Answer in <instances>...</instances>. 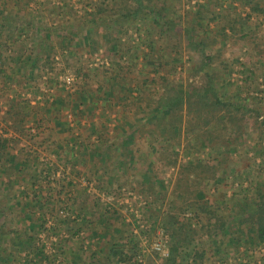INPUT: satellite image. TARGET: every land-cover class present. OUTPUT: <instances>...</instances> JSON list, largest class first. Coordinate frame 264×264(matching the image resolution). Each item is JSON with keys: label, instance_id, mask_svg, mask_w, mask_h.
<instances>
[{"label": "rangeland", "instance_id": "374dc122", "mask_svg": "<svg viewBox=\"0 0 264 264\" xmlns=\"http://www.w3.org/2000/svg\"><path fill=\"white\" fill-rule=\"evenodd\" d=\"M0 53V264H264V0H0ZM207 81L233 122L161 113Z\"/></svg>", "mask_w": 264, "mask_h": 264}, {"label": "trees", "instance_id": "16d2710c", "mask_svg": "<svg viewBox=\"0 0 264 264\" xmlns=\"http://www.w3.org/2000/svg\"><path fill=\"white\" fill-rule=\"evenodd\" d=\"M253 10H256L254 5ZM5 35L9 43H13L11 33ZM188 45H192L190 37H188ZM32 62L29 58L26 62ZM4 63L2 62V54L0 53V74L4 73ZM173 112L184 111L185 115L191 117L196 121V125H208L211 122L218 124L224 121L221 119V114L227 116L228 122H233L231 113L237 112L236 108L224 101L214 90L211 81H207L203 86H188L184 95L174 92L172 96L167 97L161 104L160 111ZM231 110V111H230ZM6 114L14 117L13 126L16 129H21L23 123L32 114L31 106L27 101L13 100L9 103ZM9 139L0 137V163H3L6 151L8 149ZM189 175L200 179L208 171L213 172L212 167H207L201 161H196L194 165H189L186 168ZM205 178V177H204ZM252 215L249 220L253 235L257 244L264 243V199L255 203L254 209L251 211Z\"/></svg>", "mask_w": 264, "mask_h": 264}, {"label": "built area", "instance_id": "2783aa9c", "mask_svg": "<svg viewBox=\"0 0 264 264\" xmlns=\"http://www.w3.org/2000/svg\"><path fill=\"white\" fill-rule=\"evenodd\" d=\"M70 81V79L69 78H66V82H69ZM152 249L155 251V252H160V251H162V245H161V243H153L152 244Z\"/></svg>", "mask_w": 264, "mask_h": 264}, {"label": "crops", "instance_id": "0c3cea01", "mask_svg": "<svg viewBox=\"0 0 264 264\" xmlns=\"http://www.w3.org/2000/svg\"><path fill=\"white\" fill-rule=\"evenodd\" d=\"M13 5L16 6L15 3H13ZM50 17H51V16H50ZM51 18H52V17H51ZM9 21H10V20H9ZM9 21H8L7 23H9ZM11 23H12V22H11ZM9 24H10V23H9ZM13 26H15V25H13ZM68 34H69V33H68ZM74 35H76V34L73 33V34L70 35V37H74ZM51 37H52V36L50 35V38H51ZM64 132H65V131H64ZM65 136H66V135H63V136L61 135V137H65ZM83 149L86 150V151H90V150H89V149H90L89 146H84ZM90 157H91V156H90ZM90 159L92 160L93 158H90Z\"/></svg>", "mask_w": 264, "mask_h": 264}]
</instances>
